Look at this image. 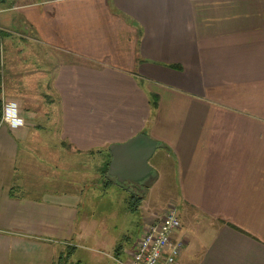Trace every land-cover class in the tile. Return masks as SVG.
I'll return each mask as SVG.
<instances>
[{
  "label": "crops",
  "instance_id": "crops-1",
  "mask_svg": "<svg viewBox=\"0 0 264 264\" xmlns=\"http://www.w3.org/2000/svg\"><path fill=\"white\" fill-rule=\"evenodd\" d=\"M0 32L23 120L0 123V264H62L89 238L127 264L81 209L93 155L140 133L177 185L176 264H264V0H0Z\"/></svg>",
  "mask_w": 264,
  "mask_h": 264
},
{
  "label": "rangeland",
  "instance_id": "rangeland-1",
  "mask_svg": "<svg viewBox=\"0 0 264 264\" xmlns=\"http://www.w3.org/2000/svg\"><path fill=\"white\" fill-rule=\"evenodd\" d=\"M158 149H160V147H158ZM159 155L160 153H157L154 158H150L148 161L149 166L157 165V162H159ZM104 159L106 160L102 155L94 154L91 164L93 167H97L98 165L101 166ZM87 166L91 167L90 162H88ZM165 166L167 171H160L162 177L158 182H154L157 177V172L153 171L154 174L142 185L144 186V184H146L145 186H150L149 196L146 197L145 193L143 197V200H145L144 207H150L152 210L156 211L158 216L156 219L163 216L168 207L172 205L176 207V205L171 202L174 201V196L177 197V185L170 175L168 166L166 164ZM92 171L93 170H88L84 172V174H86L84 177L91 180V177L94 175ZM62 173H64V171H62ZM98 174L100 178L96 180L94 184L95 188L89 189H93V192H89L84 196L81 211L87 217L91 212H94L95 219L99 220L98 230L101 231L103 227L107 232L105 240L115 238L118 240V244H121V247L132 252L136 242L142 235L143 227L140 226L142 213L130 211L128 209L129 205L126 204V197L132 196L134 189L133 191L129 190L132 188L129 185L124 188L116 184L114 182L115 179L108 174L103 175L101 169ZM156 219H154V221ZM83 245L84 247L78 248L70 257L65 259L62 264H123L125 259H128L127 256L124 258L121 255L117 262H111L107 260L101 252H96L93 254L101 258L97 260L92 258V255L85 249L92 245L91 238L86 239Z\"/></svg>",
  "mask_w": 264,
  "mask_h": 264
},
{
  "label": "built area",
  "instance_id": "built-area-1",
  "mask_svg": "<svg viewBox=\"0 0 264 264\" xmlns=\"http://www.w3.org/2000/svg\"><path fill=\"white\" fill-rule=\"evenodd\" d=\"M10 104L14 103L2 101L0 123L10 125V121L15 118L11 112L8 113L7 119L5 118V109ZM180 228L177 208L172 205L163 216L142 230V235L130 253L127 264H176L183 249L182 240L175 239Z\"/></svg>",
  "mask_w": 264,
  "mask_h": 264
},
{
  "label": "water",
  "instance_id": "water-1",
  "mask_svg": "<svg viewBox=\"0 0 264 264\" xmlns=\"http://www.w3.org/2000/svg\"><path fill=\"white\" fill-rule=\"evenodd\" d=\"M158 147L164 146L144 133L126 142L111 144L108 148L110 163L107 174L115 179L116 184L124 188L129 185L132 187L129 190L139 191L146 185L142 186L143 183L154 174L148 161Z\"/></svg>",
  "mask_w": 264,
  "mask_h": 264
},
{
  "label": "trees",
  "instance_id": "trees-1",
  "mask_svg": "<svg viewBox=\"0 0 264 264\" xmlns=\"http://www.w3.org/2000/svg\"><path fill=\"white\" fill-rule=\"evenodd\" d=\"M3 36V33L0 32V44H1V38ZM2 89V77H1V53H0V120H1V115H2V99H1V90ZM158 106V98L156 95L150 96V107L152 109H156ZM99 153H102V151H99ZM108 153V152H107ZM110 163V154L106 156V160L103 162V165L101 166V171L103 175L107 174L108 167ZM149 189L148 186L142 187L141 190L135 191L132 193L131 200H130V205H129V210L132 212L137 211L139 204L143 200L144 194L147 192ZM66 257H68V252L66 254Z\"/></svg>",
  "mask_w": 264,
  "mask_h": 264
},
{
  "label": "clouds",
  "instance_id": "clouds-1",
  "mask_svg": "<svg viewBox=\"0 0 264 264\" xmlns=\"http://www.w3.org/2000/svg\"><path fill=\"white\" fill-rule=\"evenodd\" d=\"M11 112L13 116L15 117L12 121H10V126L15 128L18 126L23 125V120L20 119L17 115V106L15 104H10L5 109V118L7 119L8 113Z\"/></svg>",
  "mask_w": 264,
  "mask_h": 264
}]
</instances>
